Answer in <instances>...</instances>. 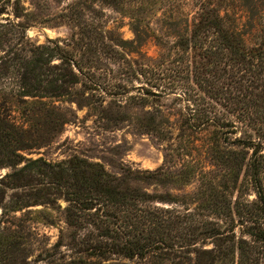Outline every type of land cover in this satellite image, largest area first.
I'll return each instance as SVG.
<instances>
[{
    "label": "rangeland",
    "instance_id": "rangeland-1",
    "mask_svg": "<svg viewBox=\"0 0 264 264\" xmlns=\"http://www.w3.org/2000/svg\"><path fill=\"white\" fill-rule=\"evenodd\" d=\"M44 45L46 95H21L10 59ZM0 129V264H264V0H0ZM76 159L152 196L173 249L92 256L95 208L65 218Z\"/></svg>",
    "mask_w": 264,
    "mask_h": 264
},
{
    "label": "trees",
    "instance_id": "trees-1",
    "mask_svg": "<svg viewBox=\"0 0 264 264\" xmlns=\"http://www.w3.org/2000/svg\"><path fill=\"white\" fill-rule=\"evenodd\" d=\"M53 50L57 54L59 47L57 45L53 47L44 45L30 50L28 55H24L23 52L22 54H19L20 52L13 53L15 56L12 55L10 63L12 64L13 61L14 64H16V62L18 63L16 73L20 79V87H22L21 95L35 97H43V95H46L39 93V90L42 91V89H40V81H36V85L34 83L29 86H26V82L27 79L31 78L35 81L38 76L40 77V67L44 63H47L51 57L56 55ZM19 51H22V49ZM59 55V58L63 61V57L65 56ZM6 65H9L8 62ZM58 69L64 68L58 67ZM61 73L58 75L61 76ZM64 76L62 77V79H64L63 82L65 81ZM58 79L59 78L55 77L49 80V87L52 90H57L61 87V85L58 86V84L54 83ZM49 87L44 91H49ZM49 121L51 123L58 122V120L52 116L49 117ZM9 136L8 132H4V130L0 129V141H2L3 138L7 139ZM248 145H250L251 148L249 162L251 179L254 183H257L259 181V170L258 162H256V155L259 153L261 144L260 142H252ZM1 161L0 159V167L6 165L4 163H8L6 161ZM37 161L38 159L27 161L18 170H13L11 173L5 174L4 176L15 180L20 172L35 167ZM82 163H84V168H82ZM36 167L38 168V166ZM59 169L61 171V176L63 172H68L72 181L69 183L71 190L67 192L69 206L65 209L66 223L70 226L75 225V217H77V214L74 209L90 210L95 208L93 213H90L91 216L95 218L94 224L99 223L102 225L101 227H103L101 231L98 224L95 227V229L100 231L96 236L103 237L104 241H96L94 245L90 244L92 256L101 257L105 252L111 251L124 257L132 258L136 256L144 258L146 255L156 253L157 250H162L164 254H167L168 252L165 251L173 249L172 235H170L169 232L172 231L174 222L173 224H171V222L173 220L161 217L158 223L155 220V214L142 207L143 203L149 201L152 196L139 192L137 188H126L121 190L120 184L113 182L114 179L110 178L109 174H107L103 168L94 167V165L92 166L90 163L83 162V160H70L68 163L60 165ZM256 187V194L259 202L257 210L263 220V228L259 233L260 238L264 240V197L259 190V186L256 185ZM162 219H166V222L169 224L165 226L163 224L165 220ZM107 240H109V242ZM73 264H86V262Z\"/></svg>",
    "mask_w": 264,
    "mask_h": 264
}]
</instances>
